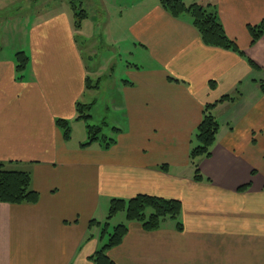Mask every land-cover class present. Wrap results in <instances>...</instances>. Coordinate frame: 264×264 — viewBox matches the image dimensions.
<instances>
[{
  "label": "crops",
  "instance_id": "crops-1",
  "mask_svg": "<svg viewBox=\"0 0 264 264\" xmlns=\"http://www.w3.org/2000/svg\"><path fill=\"white\" fill-rule=\"evenodd\" d=\"M42 1L0 0V163L27 172L38 193L35 204L0 203V264H93L102 241L90 222L104 223L111 199L141 194L180 201L183 230L129 222L108 251L116 264H264V36L251 45L248 32L264 18V0H181L213 6L243 55L205 46L188 17H172L159 0H91L103 7L98 22L105 11L129 13L135 58L114 86L120 131L106 150L81 147L84 132L64 139L56 124L76 122L92 89L73 0ZM80 2L96 27L89 0ZM18 52L28 57L22 80ZM225 95L235 100L212 110L219 131L211 156L198 160L207 181L195 182L189 151L203 108Z\"/></svg>",
  "mask_w": 264,
  "mask_h": 264
},
{
  "label": "trees",
  "instance_id": "trees-1",
  "mask_svg": "<svg viewBox=\"0 0 264 264\" xmlns=\"http://www.w3.org/2000/svg\"><path fill=\"white\" fill-rule=\"evenodd\" d=\"M74 16V28H81L82 21L87 18V13L82 9L81 2L73 0L71 2ZM160 7L174 18L188 17L191 25L198 32L202 43L208 47L220 48L243 55L236 43L225 33L224 28L218 18L216 9L211 5L202 6L199 4L186 5L181 0H159ZM248 32L251 37V45L255 44L264 36V18L256 25L248 26ZM16 78L22 80L23 73L28 64V57L24 52H18L14 58ZM252 68L255 66L249 61ZM86 89L98 88L92 86L91 81L86 78ZM262 95L264 96V83L259 84ZM240 92L236 90V95ZM235 96L225 95L217 102L206 104L202 111V119L197 126L194 139L189 151V160L193 168L192 180L195 182L207 181L201 175L198 160L200 158H209L211 148L215 143L219 123L212 115V110L217 104L225 101L235 100ZM91 105L76 104V120H83L86 126L87 140L81 147H87L98 142L106 150L115 144V135L120 131L113 128V136L107 138L102 135V127L91 124ZM56 124L63 132L64 139H70V126L67 121L58 120ZM166 170L165 167H160ZM242 188L243 189H246ZM38 201V193L31 188V177L24 171H10L4 168L0 163V203L10 205L35 204ZM181 202L175 199H164L150 195H137L128 200L111 199L109 203L106 221L101 224L94 220L90 222V227H100V240L106 237V242L95 251L90 257L93 264H116L108 257V251L120 245L128 233L127 224H121L110 229V221L117 215L123 213L126 222H136L146 232H152L160 229L167 221L174 222L177 231L182 232L183 224L179 221L181 216Z\"/></svg>",
  "mask_w": 264,
  "mask_h": 264
},
{
  "label": "rangeland",
  "instance_id": "rangeland-1",
  "mask_svg": "<svg viewBox=\"0 0 264 264\" xmlns=\"http://www.w3.org/2000/svg\"><path fill=\"white\" fill-rule=\"evenodd\" d=\"M77 1L79 2L80 0H75V2ZM128 1L125 0V2ZM42 3H44V0ZM86 5L90 10L89 14L92 19L99 18L100 13H103L102 5L97 8V4L91 0ZM124 7L125 5H123ZM41 8L43 6H39L38 10ZM21 11H24V9ZM21 11L17 12L15 10L13 14H19ZM104 13V19L101 22H98V19H96L97 22H94L96 27L93 26L92 20L91 22L82 21V28L75 30L78 46L84 59L87 79L91 81L93 87L99 83L98 88H93L92 91L86 93L84 99L88 103H81L92 105L90 111L91 124L101 126L102 135L111 138L113 136L111 130L115 126L113 106L111 107L110 102L111 98L113 100L116 95L114 86L122 78V68L128 63L134 62L135 58L131 55L133 51L128 46L123 26L129 13L122 12L121 16L118 13H114L113 10L111 11L112 16H107V11ZM19 15L24 16L25 14L21 12ZM98 23L100 27H97ZM75 121L69 122L71 136L73 131H76L74 134L75 139L79 138L83 132L87 136L85 122L83 120ZM12 170L19 171L17 168ZM179 221L182 222L181 216ZM128 223L124 214L121 213L110 221L109 232L118 225ZM172 223L174 224V222ZM106 239L107 237L101 242V245L106 242Z\"/></svg>",
  "mask_w": 264,
  "mask_h": 264
}]
</instances>
